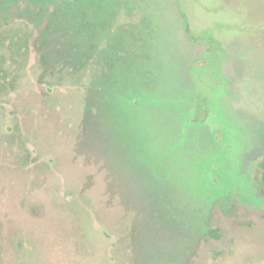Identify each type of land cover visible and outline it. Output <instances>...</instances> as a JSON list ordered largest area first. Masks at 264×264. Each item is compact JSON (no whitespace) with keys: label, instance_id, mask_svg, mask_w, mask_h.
Listing matches in <instances>:
<instances>
[{"label":"rangeland","instance_id":"1","mask_svg":"<svg viewBox=\"0 0 264 264\" xmlns=\"http://www.w3.org/2000/svg\"><path fill=\"white\" fill-rule=\"evenodd\" d=\"M0 75V264H264V0H0Z\"/></svg>","mask_w":264,"mask_h":264},{"label":"trees","instance_id":"2","mask_svg":"<svg viewBox=\"0 0 264 264\" xmlns=\"http://www.w3.org/2000/svg\"><path fill=\"white\" fill-rule=\"evenodd\" d=\"M0 87H1V84H0ZM261 165L264 166V160L262 161ZM260 182L264 186V171L260 174Z\"/></svg>","mask_w":264,"mask_h":264},{"label":"flooded vegetation","instance_id":"3","mask_svg":"<svg viewBox=\"0 0 264 264\" xmlns=\"http://www.w3.org/2000/svg\"><path fill=\"white\" fill-rule=\"evenodd\" d=\"M0 76H1L2 80H3L4 77H5L4 75H0ZM2 80L0 81V84H1ZM4 86H5V84H4V82H2L1 87H4ZM260 167L264 168V166H262V165H261ZM263 171H264V170H262L261 173H262ZM259 179H260V177H259ZM262 186H263V184H262ZM263 188H264V186H263Z\"/></svg>","mask_w":264,"mask_h":264}]
</instances>
